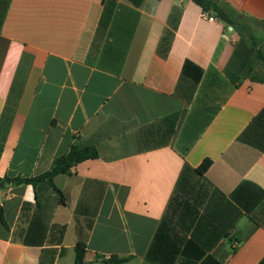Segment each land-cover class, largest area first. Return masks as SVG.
<instances>
[{
  "label": "crops",
  "instance_id": "crops-1",
  "mask_svg": "<svg viewBox=\"0 0 264 264\" xmlns=\"http://www.w3.org/2000/svg\"><path fill=\"white\" fill-rule=\"evenodd\" d=\"M216 1L233 33L192 0H0V178L99 152L54 178L65 205L0 192V264H75L79 242L86 264H264V0Z\"/></svg>",
  "mask_w": 264,
  "mask_h": 264
},
{
  "label": "trees",
  "instance_id": "trees-1",
  "mask_svg": "<svg viewBox=\"0 0 264 264\" xmlns=\"http://www.w3.org/2000/svg\"><path fill=\"white\" fill-rule=\"evenodd\" d=\"M117 1V0H114ZM132 3L136 7H141L146 0H127ZM197 5H199L204 12L213 15L215 18L225 22L228 26L236 27L238 24V17L235 12L228 8L227 6H221L216 0H192ZM8 2L6 4L5 13L8 9ZM4 13V17H5ZM111 11H109L105 20L109 21L111 16ZM257 59L264 61V56L262 54L257 55ZM183 76L190 77L192 81L197 86L203 77V70L194 65L193 63L187 61L184 65ZM99 157V152L95 147H80L76 144L71 145L68 152L60 157H58L53 165V168L42 174L40 176L34 178H10L3 177L0 178V192L7 189L10 185H31L36 187L41 183H48L52 189L58 193L60 197V201L63 205H65V200L63 194L55 187L54 178L60 174H69L75 167L79 164L84 163L89 160H95ZM212 162L210 160H206L203 164L198 168L197 172L200 175H205L209 168L211 167ZM0 223L5 228H8L7 222L5 220L3 209L0 207ZM53 230H57L60 236L65 234L66 228L64 226H54ZM87 254V245L84 242H79L76 247V258L75 264H86L85 257ZM130 261V257L127 258H111L110 262L114 264H123Z\"/></svg>",
  "mask_w": 264,
  "mask_h": 264
},
{
  "label": "built area",
  "instance_id": "built-area-1",
  "mask_svg": "<svg viewBox=\"0 0 264 264\" xmlns=\"http://www.w3.org/2000/svg\"><path fill=\"white\" fill-rule=\"evenodd\" d=\"M202 18L204 20H207L209 22H214L215 21V18L213 16H211L209 13L207 12H204L203 11V14H202ZM227 31H230V32H234V27L233 26H227Z\"/></svg>",
  "mask_w": 264,
  "mask_h": 264
}]
</instances>
